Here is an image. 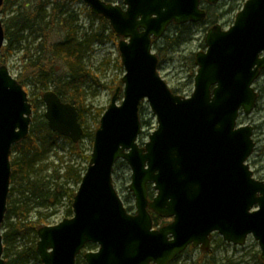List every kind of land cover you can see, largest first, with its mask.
<instances>
[{
  "label": "water",
  "instance_id": "water-1",
  "mask_svg": "<svg viewBox=\"0 0 264 264\" xmlns=\"http://www.w3.org/2000/svg\"><path fill=\"white\" fill-rule=\"evenodd\" d=\"M81 1L119 37L123 86L99 119L72 216L37 229L41 263L76 264L84 246L93 243L96 250L83 253L86 264H169L188 246L208 251L214 232L233 245L251 235L264 261V180L253 176L247 162L255 147L253 126L237 124L258 99L253 84L264 69V0H245L228 28L217 23L207 29L205 49L194 56L197 69L189 96L174 94L159 75L152 40L172 23L202 22L206 10L200 0ZM4 42L0 18V49ZM42 101L48 128L77 143L83 129L76 106L50 88ZM143 101L157 126L140 146ZM31 113L27 92L0 64V264L10 151L27 137ZM119 159L131 169L133 213L113 186ZM148 184L155 192L151 199ZM152 214L169 222L155 227Z\"/></svg>",
  "mask_w": 264,
  "mask_h": 264
},
{
  "label": "trees",
  "instance_id": "trees-1",
  "mask_svg": "<svg viewBox=\"0 0 264 264\" xmlns=\"http://www.w3.org/2000/svg\"><path fill=\"white\" fill-rule=\"evenodd\" d=\"M17 1L5 0L6 7ZM106 1L110 2V0ZM67 2L68 0H22L15 14L3 25L6 44L0 49V64H5L13 47L26 39L27 36L33 35V39H39L35 48L37 51L35 56L27 52L23 53L22 69L16 78L23 88H25V83H30L37 86L39 90V99L29 98L32 111H37V103L43 106L41 95L51 87L50 89L61 100L76 106L78 120L83 127L81 139L89 136L92 145L99 121H95L94 129L91 132L87 131L83 114L89 109L85 104L82 85L89 78L94 79V74L85 67L83 59L94 40H101L104 30L111 37H115V34L104 17L93 16L99 21L100 32L96 31L94 35L85 34L82 38H77L72 26L73 19L68 13ZM201 2L206 4L204 8L207 11V19L211 7L205 0ZM89 15L92 16L90 13ZM194 25L196 24H170L160 42L159 39L152 41L153 48L157 49L158 58L191 39ZM54 34L61 35V39L51 42ZM192 64H195L194 56ZM172 91L176 93L174 90ZM102 113V109L95 110V114L99 118ZM39 118V121L31 118L29 134L25 139L14 144L10 151L11 187L9 194L16 192L17 197L14 200L7 199V208L1 226L4 264H29L33 260L41 264L36 252L37 229L44 222L39 209L55 208L65 200L67 202L65 216H71L72 200L76 190L67 185L78 186L90 159V154H84V150L80 147V141L73 143L68 137L51 131L42 113ZM140 120L142 125L146 123L141 116ZM59 140L67 142L70 145L71 154L83 159L86 165L79 168L74 163H68L63 166L64 171L61 175H59L58 168L54 167L52 175L44 177L41 172L48 165H43L42 160H45L47 153L56 147ZM61 178H63V182L60 181ZM153 194L154 191L148 185L149 198H152ZM127 210L130 211V208ZM32 211L37 215L35 220L30 218ZM152 220L154 226L166 222V219L157 215H152ZM23 240L24 243L19 246L17 243ZM94 248V244L88 243L84 250ZM209 253L211 252H202L201 256L204 257ZM81 256L82 254L77 259ZM257 259L258 264H264L259 255ZM200 260L201 258H198L195 264H200ZM210 264L215 263L212 260Z\"/></svg>",
  "mask_w": 264,
  "mask_h": 264
},
{
  "label": "rangeland",
  "instance_id": "rangeland-1",
  "mask_svg": "<svg viewBox=\"0 0 264 264\" xmlns=\"http://www.w3.org/2000/svg\"><path fill=\"white\" fill-rule=\"evenodd\" d=\"M245 0H219L217 3L210 5L209 18L202 22L194 23L192 27L191 39L183 43L181 46L166 52L162 57H159L158 72L159 75L167 83L168 87L174 90L179 95L188 96L193 90V79L196 73V65L192 64V57L199 50L205 48L204 36L209 26L218 23L222 28L229 27L235 18L236 13L242 7ZM22 0H18L15 4L6 7L4 0L1 8L0 18L2 24L15 14ZM112 3L122 4V0H110ZM68 13L73 19V28L77 38H82L83 35H94L95 32H100L99 21L96 20L89 7L81 0H68ZM206 7V4H204ZM6 7V8H5ZM49 7V6H48ZM89 13L92 15L90 16ZM94 16V17H93ZM70 17V18H71ZM207 17V16H206ZM25 36H27L25 34ZM101 40H94L90 49L86 52L83 62L85 67L94 74V79H88L82 85L84 91L85 104L89 111L84 112L83 118L87 131L91 132L94 129L95 121H99L95 110L102 109L103 111L110 103L111 97L117 87L122 88L123 83L121 78L124 74V68L121 64L118 40L119 37L109 36V33L104 30ZM61 39V35L54 34L51 42H56ZM161 38H159L160 42ZM39 39H33V35L27 36L17 46L13 47L12 53L8 56L5 64L7 65L10 74L17 78L21 72L23 53L27 52L31 55H36V44ZM158 42V45L160 44ZM6 44V41H5ZM202 44L204 45L202 47ZM157 45V46H158ZM157 52L156 48H153ZM1 57V55H0ZM258 92V100L255 109L250 114H240L238 124H248L253 126V140L255 148L248 159V164L253 172V176L258 180H264V70L253 84ZM51 88V87H50ZM24 90L27 92L28 98L39 99V90L37 86L25 83ZM121 99V92L118 96V101ZM44 105L37 103V111H32L31 118L39 121V115L44 113ZM140 116L146 123L142 125V133L138 136L139 145H143L148 140V135L156 128V119L151 112L149 105L144 102L140 106ZM35 124V121H33ZM56 147L47 153L45 160H42L43 165H48L42 171L44 177L52 175V169L58 168L59 175L64 171L63 166L68 163H74L81 168L86 165L83 159L71 154L70 145L64 140H59ZM80 147L84 150V154H90L92 145L90 144L89 136L80 140ZM61 157V159H60ZM131 180V169L124 160L116 162L113 171V184L123 201L126 208H130L134 212V198L128 189ZM63 182V178L60 179ZM67 186L76 190L77 185ZM11 187V185H10ZM17 193L13 192L8 195L10 200H14ZM67 202L64 200L55 208L39 209L42 214L43 225H54L65 218V210ZM30 218L37 219L34 211L31 212ZM3 232V230H2ZM38 239V238H37ZM24 243L20 241L19 246ZM26 244H29L26 242ZM91 250H95L91 249ZM211 253L201 256L199 248L188 247L180 255L175 257L169 264H195L198 258H201L200 264H210L213 260L215 264H258V255L260 252L257 241L250 235L243 245H233L223 240L218 233H213L211 236ZM208 251V252H209ZM29 264H39L36 261H31ZM76 264H86L82 256L76 261Z\"/></svg>",
  "mask_w": 264,
  "mask_h": 264
},
{
  "label": "flooded vegetation",
  "instance_id": "flooded-vegetation-1",
  "mask_svg": "<svg viewBox=\"0 0 264 264\" xmlns=\"http://www.w3.org/2000/svg\"><path fill=\"white\" fill-rule=\"evenodd\" d=\"M3 3H4V1H3ZM215 4V3H214ZM207 16V15H206ZM214 24H217V23H214ZM213 25V24H212ZM264 69H262L261 71H260V73L263 71Z\"/></svg>",
  "mask_w": 264,
  "mask_h": 264
}]
</instances>
